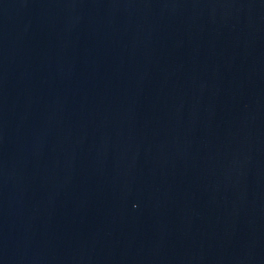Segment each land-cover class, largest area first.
I'll return each mask as SVG.
<instances>
[{
  "label": "water",
  "instance_id": "95a60500",
  "mask_svg": "<svg viewBox=\"0 0 264 264\" xmlns=\"http://www.w3.org/2000/svg\"><path fill=\"white\" fill-rule=\"evenodd\" d=\"M0 264H264V0H0Z\"/></svg>",
  "mask_w": 264,
  "mask_h": 264
}]
</instances>
